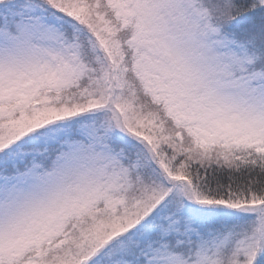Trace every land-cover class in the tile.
I'll return each instance as SVG.
<instances>
[{
    "label": "snow or ice",
    "instance_id": "obj_1",
    "mask_svg": "<svg viewBox=\"0 0 264 264\" xmlns=\"http://www.w3.org/2000/svg\"><path fill=\"white\" fill-rule=\"evenodd\" d=\"M0 264H264V0H0Z\"/></svg>",
    "mask_w": 264,
    "mask_h": 264
}]
</instances>
